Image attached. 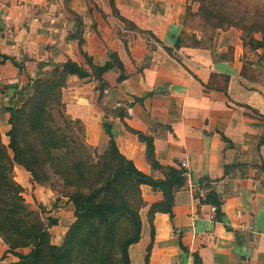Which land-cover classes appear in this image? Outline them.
I'll use <instances>...</instances> for the list:
<instances>
[{
  "label": "crops",
  "instance_id": "1",
  "mask_svg": "<svg viewBox=\"0 0 264 264\" xmlns=\"http://www.w3.org/2000/svg\"><path fill=\"white\" fill-rule=\"evenodd\" d=\"M199 7L193 0H0L2 134L11 127L8 106L29 93V76L68 59L86 68L87 56L99 66L112 60L102 95L99 79L78 75L63 90L67 112L85 125L86 142L104 151L108 123L119 149L145 173L165 178L147 159L140 134L153 138L161 164L186 170L172 213L152 215L151 205L164 193L142 185L146 204L141 238L129 247L132 264H194V252L202 264H264V50L245 47L243 31L234 26L207 41L191 25ZM185 28L206 43L175 47ZM77 32L82 41L71 36ZM14 176L23 187L31 184L38 207L53 205L58 223L50 231L61 243L75 219L72 202L35 183L20 164ZM203 176L214 180L220 219L214 205L200 202L205 190L195 179ZM18 259L0 235V264Z\"/></svg>",
  "mask_w": 264,
  "mask_h": 264
},
{
  "label": "trees",
  "instance_id": "2",
  "mask_svg": "<svg viewBox=\"0 0 264 264\" xmlns=\"http://www.w3.org/2000/svg\"><path fill=\"white\" fill-rule=\"evenodd\" d=\"M193 1L200 3L195 28L203 31L207 41L214 39L217 29L234 26L243 31L245 47L264 50V13H251L249 8L240 6L230 8L227 0ZM113 7L118 13L114 2ZM122 19L142 31L133 22ZM71 36L82 41L81 33ZM201 43L206 42L197 38L193 28H185L174 46ZM111 57L117 58L115 53ZM261 57L264 63V52ZM87 58L89 68L68 59L55 64L52 70H40L29 76V93L24 101L19 105L13 101L7 108L11 125L7 132L9 143L3 140L0 131V235L19 257L10 264H132L129 247L141 238L140 211L146 204L142 185L149 184L164 193L163 200L151 205L153 215L157 211L172 213L175 194L187 183L184 168L163 165L157 160L152 137L140 134L148 143L147 159L153 168L164 173L163 179L139 169L119 149L108 123L104 126L110 139L104 151L98 152L86 142L82 119L66 110L64 87L71 75L93 77L100 80L102 95L107 86L103 74L113 65L111 60L99 66ZM124 76L125 73L121 78ZM15 163L28 170L35 183L49 186L59 197L72 202L75 219L61 243L53 242L50 231L58 218L46 216L48 210L42 203L38 208L28 204L24 187L14 176ZM213 181L208 176L195 179L200 189L205 190L200 202L214 205L220 219L221 199L213 189ZM25 247H30L29 252L18 250ZM193 259L194 264H202L197 252L193 253Z\"/></svg>",
  "mask_w": 264,
  "mask_h": 264
},
{
  "label": "rangeland",
  "instance_id": "3",
  "mask_svg": "<svg viewBox=\"0 0 264 264\" xmlns=\"http://www.w3.org/2000/svg\"><path fill=\"white\" fill-rule=\"evenodd\" d=\"M227 3L230 5V8L236 9V7H233V6H240L242 8H249L251 13H254V12L264 13V0H227ZM193 19L194 18H192V20H191V25L192 24L194 26L198 25V20L194 19V21H193ZM217 31H218V29H217ZM0 131H1V129H0ZM1 135H2L3 140L6 143H9V136L7 135V133L5 132V134L4 133L2 134V131H1ZM15 173L17 174V176L21 175L19 170H16ZM25 184L27 187H24L23 194L26 198V201L28 202V204L31 207H33V208L38 207V205L35 204L37 202V199H36V196L34 195L31 184L30 183H25ZM35 199H36V201H35ZM52 206H53L52 204H49V209L46 212V216H50V215H53V213H55V212H53Z\"/></svg>",
  "mask_w": 264,
  "mask_h": 264
},
{
  "label": "built area",
  "instance_id": "4",
  "mask_svg": "<svg viewBox=\"0 0 264 264\" xmlns=\"http://www.w3.org/2000/svg\"><path fill=\"white\" fill-rule=\"evenodd\" d=\"M181 164L183 165V166H186L187 165V161L185 160V159H182L181 160ZM216 207L214 206V209H215Z\"/></svg>",
  "mask_w": 264,
  "mask_h": 264
}]
</instances>
